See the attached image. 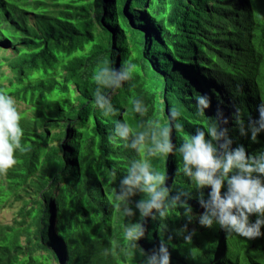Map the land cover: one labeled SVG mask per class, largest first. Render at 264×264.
<instances>
[{
	"label": "trees",
	"instance_id": "obj_1",
	"mask_svg": "<svg viewBox=\"0 0 264 264\" xmlns=\"http://www.w3.org/2000/svg\"><path fill=\"white\" fill-rule=\"evenodd\" d=\"M163 2L0 0V91L25 106L22 143L28 147L0 177V213L23 205L13 227L0 222V264H144L146 257L123 239L127 220L115 207L124 170L133 159L148 160L169 178L172 195L188 182L178 153L149 158L145 150L126 148L113 135L114 120L136 131L157 120L173 127L178 145L196 127L206 128L217 108L229 116L239 107L258 118L256 105L264 101V0H181L169 23L154 10ZM125 61L137 65L133 86L108 90L119 111L105 117L95 106L92 76L105 62L120 67ZM199 94L210 101L203 115L194 111L192 98ZM133 98L148 105L146 117L132 111ZM172 109L181 113L179 130ZM226 127H232L233 147L242 144L246 154L264 146V132L251 142L238 135L230 117ZM6 184L12 194L3 199ZM141 198L137 193L130 206L133 222L145 225L139 245L149 255L158 251L163 234L171 264H264L248 251L233 252V234L218 226L212 241L211 228L199 224L204 209L195 193L187 200L196 217L191 222L182 207L169 209L163 222L142 221L135 209ZM180 215L185 226L197 225L195 251L177 237L174 216ZM253 242L264 256V235Z\"/></svg>",
	"mask_w": 264,
	"mask_h": 264
},
{
	"label": "clouds",
	"instance_id": "obj_2",
	"mask_svg": "<svg viewBox=\"0 0 264 264\" xmlns=\"http://www.w3.org/2000/svg\"><path fill=\"white\" fill-rule=\"evenodd\" d=\"M137 73V65L125 61L120 67L105 62L92 76L95 84V106L105 117H115L119 109L108 94L133 86ZM194 111L203 115L209 107L207 94L195 95ZM132 111L140 117H146L149 107L141 98H133ZM225 116L222 109L217 108L214 118L207 127H196L190 135H185L182 142L174 144L173 127L162 125L157 120H149L141 131L134 130L125 120H114L113 135L124 143V146L135 152L145 150L149 158L167 159L179 154L182 166L179 169L187 179L186 188L172 189L166 186L168 177L152 167L146 159H133L124 170L126 173L120 180L116 190V205L126 217L123 239L138 250L141 257H146L144 264H171L170 241L161 238L158 251L149 255L139 245L145 238L144 223H135L136 212L131 205V198L137 193L142 198L136 202L135 209L139 211L142 221L149 217L163 222L168 217V210L182 207L184 215L191 222L193 209L187 203L193 197L204 209L198 217L202 227L218 226L228 234L241 238H255L264 235V146L246 154L242 144L233 147L234 137L229 133L232 126L239 136H248L251 142H256L260 133L264 132V101L256 105L258 118L253 120L250 114L242 113L241 108ZM174 127H183L178 121L181 113L172 109L170 113ZM247 117V124L245 123ZM23 114L18 109L16 99L0 91V177L8 174L19 163L17 153H25L28 147L22 143L24 129L21 125ZM208 188L207 198L204 189ZM224 189L223 192L221 189ZM255 214L256 220L250 221ZM186 231V229L184 230ZM190 240V237H185Z\"/></svg>",
	"mask_w": 264,
	"mask_h": 264
},
{
	"label": "rangeland",
	"instance_id": "obj_3",
	"mask_svg": "<svg viewBox=\"0 0 264 264\" xmlns=\"http://www.w3.org/2000/svg\"><path fill=\"white\" fill-rule=\"evenodd\" d=\"M181 0H166V2H163L159 5H156L154 7V10L157 11L159 13L158 17L160 20H162L163 18H165L168 23H169V18L170 16L173 14L174 11L177 10V8H179V6H181ZM194 7V5L192 6ZM173 30V29H171ZM134 45V43H133ZM214 54V53H211ZM18 109L20 111L25 109V106L18 104ZM9 185H3L1 187V190L3 192V199H7L9 198V196L12 194V191H10L9 189ZM37 197V196H35ZM23 207L22 203H18L16 206L14 207H10L7 208L5 210H3L0 213V222L5 226V227H13L15 225V221L19 218V211L20 209ZM37 214V211L35 213V215ZM175 220L179 223L176 229V233H177V237L178 239L181 241V243H183L184 245H187L188 248L192 249V251H195V249L197 248L193 239V235L197 232L199 233V230H197V225L195 224L192 227H187L185 226V224L183 223V217L180 216H174ZM186 229V231H184ZM216 228L213 227L211 228L207 235H209V237L212 238V241L214 240V237L211 235L212 231H213V235H215V230ZM207 235L201 233V237L203 238V242L202 244L206 247H209L210 242L208 240ZM185 237H190V240H186ZM217 237V235H215V238ZM217 239V238H216ZM120 240V234L117 233V238H116V244L120 245V242L118 241ZM231 240H232V244L235 245L234 246V250L233 252H241L244 253L245 251H248V253L255 257L257 260H261L264 258L263 254L260 252V250L258 248H256L254 242H253V238L248 239V238H241L236 236L235 234H233V236H231ZM135 250V248H133Z\"/></svg>",
	"mask_w": 264,
	"mask_h": 264
},
{
	"label": "water",
	"instance_id": "obj_4",
	"mask_svg": "<svg viewBox=\"0 0 264 264\" xmlns=\"http://www.w3.org/2000/svg\"><path fill=\"white\" fill-rule=\"evenodd\" d=\"M147 37V36H146ZM146 41H147V38H146ZM142 246V245H141ZM143 250H144V247L142 246Z\"/></svg>",
	"mask_w": 264,
	"mask_h": 264
}]
</instances>
